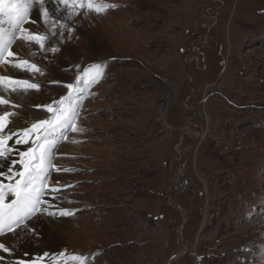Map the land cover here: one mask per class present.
I'll list each match as a JSON object with an SVG mask.
<instances>
[{"label":"rangeland","instance_id":"obj_1","mask_svg":"<svg viewBox=\"0 0 264 264\" xmlns=\"http://www.w3.org/2000/svg\"><path fill=\"white\" fill-rule=\"evenodd\" d=\"M93 5L63 21L74 57L47 39L24 71L27 107L65 97L77 118L50 172L66 228L31 221L22 248L33 237L51 264H264V0ZM32 109L21 122L51 118Z\"/></svg>","mask_w":264,"mask_h":264},{"label":"snow or ice","instance_id":"obj_2","mask_svg":"<svg viewBox=\"0 0 264 264\" xmlns=\"http://www.w3.org/2000/svg\"><path fill=\"white\" fill-rule=\"evenodd\" d=\"M47 3L51 4L53 0H47ZM59 3L69 7L66 16L78 14V12L71 10L73 5L83 6L87 4L89 9L94 8L93 0H59ZM108 7L116 6L105 4L103 7H95L94 10L99 13ZM56 11V9L46 7V0H0V65L10 64L13 68L24 71H39L40 69L35 63L20 58L18 53L13 52L12 46L20 41L18 47L29 49L28 55L32 56L37 51L44 49L48 33L52 32L56 23L59 22L61 29L65 27L63 18H58ZM25 24L37 25V27L26 28ZM71 30L69 25V31ZM55 34L52 32V35ZM56 43L53 41L49 44V49L53 52L58 50L54 46ZM9 57L13 59L9 60ZM95 67L98 68L99 66ZM86 75L87 72H85ZM79 81L80 78L78 77L76 83L78 84ZM5 84H11V82L0 73V87ZM15 84L22 85L25 90H38L39 88V85L29 80H17ZM64 86L69 90L68 95H72L73 83L68 82ZM12 90L15 91V87ZM82 91V88H77L75 96L77 100L80 99ZM15 99L13 97V100ZM64 99L65 97H62L59 102H56L61 105L59 108H53L51 105H36V108H43L51 113V118L37 119L31 124L26 120L21 122L18 119H12L13 116L19 115L12 110L17 106L16 104H12L9 110L0 111V158L7 159L6 164L0 163V168L6 170L0 171V177H5L7 172L19 177L12 183L13 176H8L9 183L6 190L4 180L0 179V235L16 234L17 229L30 227L27 221L38 213L47 212L49 216L56 215L53 212H48L42 205L49 203L44 197L56 191L55 188L49 190L51 170L53 168H56L57 171L61 170L52 163L55 146L59 140L67 139L66 133L68 131H76V108L71 101L67 107H64ZM9 103L10 101L0 95V105ZM9 124L12 127L9 128ZM9 141H12L13 144L31 142L32 147L25 151H17L16 158H7L6 152L12 150ZM17 164L20 165L19 168L16 167ZM60 215L67 216L72 215V213L65 210L61 211ZM0 251L9 252L10 249L6 247L5 243L0 242ZM72 259L80 260V264H83L82 258L72 257Z\"/></svg>","mask_w":264,"mask_h":264},{"label":"bare ground","instance_id":"obj_3","mask_svg":"<svg viewBox=\"0 0 264 264\" xmlns=\"http://www.w3.org/2000/svg\"><path fill=\"white\" fill-rule=\"evenodd\" d=\"M46 2H47V0H46ZM68 11H69V9H62V11H56V16L58 18H63V21H64V20H66V13ZM64 23L66 24V22H64ZM57 24L58 23H56V26L52 29V32H55L56 34L52 35V32L48 33V40H49L48 43H51L53 41L57 42L55 44V46L58 47L57 48L58 50L60 49V47H62L60 50H62L63 53L67 52L68 54H71L74 57V55H73L74 53L70 52V50L68 49L69 47L66 48L65 46H62L63 40H62L61 36L64 35V33L62 32L63 29H61L60 26H58ZM25 27L26 28H36L37 25L25 24ZM45 27H47V25H45ZM61 33H62V35H61ZM19 44H20V41H17L15 44H13L12 51L18 53L19 57H20V54H22V55L26 56L29 60L30 59L34 60L35 57H36V54L34 56L28 55L29 49L20 48V47H18ZM33 47H35V46H33ZM12 59H13L12 57H9V60H12ZM0 73H2L5 77H7L8 80L11 82V84H5L3 87H0V95H3L5 99L10 101L9 104L0 105V111L9 110L12 104H16L17 105L15 108H12V110L15 111L16 113H19V114L22 113V115L24 114V112H27V109H32V107H27L23 103V99H24L25 94H26V93H23L21 91V88L23 86L15 84V81L22 80V78H24L25 80H29L30 79V78L26 77L24 70H21L19 68H13L10 64H3V65H0ZM23 75H25V76H23ZM13 87H15V89H16L15 91L12 90ZM13 97H15L16 99L13 100ZM17 101H18V103H17ZM48 103H50V102H48ZM37 105H42V104L37 103ZM31 112H39L41 114H48V112L45 109H43V108H40V109L34 108V109L31 110ZM12 119H18V120L21 121V119L18 116H13ZM8 127L10 128V127H12V125L9 124ZM5 132H7V129H5ZM13 140H15V137H13ZM9 144L12 145V150H13V154H14V157H10V158H16L17 151H22L24 146L26 145L25 143L13 144L12 141H9ZM67 147H68V144H65V145L61 146V148L58 150L59 153H61V154L64 153ZM62 156H64V154H62ZM60 158H61V156H60ZM0 163L6 164L7 161L5 160V158H0ZM16 167L19 168L20 165L17 164ZM0 171H6V170L4 168H0ZM8 176H13V174L11 172H7L5 177H0V179L4 180L5 185H8V183H9V181L7 179ZM17 177L18 176H13L12 183L15 182ZM58 180H59L58 178H53L52 177L51 180H50V184L56 183ZM54 196L55 195H54V192H53L52 194L46 195L44 197V199L46 201H48L49 203H46L47 206H45V207L42 205V207L46 208L48 210V212H53V213L56 212L54 210L53 206L52 207H50V206L48 207V204H50V203L53 204L54 203V200H53ZM35 217H37V221H36ZM35 217H33L31 220L27 221V224H29L31 221H34L36 224L41 225L42 229H44L45 231L49 230L50 228H56L58 230H61L63 227H65V224H67L66 220H63V219L61 221L62 223H59V222L57 223L54 220V217L53 216H49L47 214V212H43L42 214L38 213ZM25 229H26V227H22L20 229H17L16 230V234L6 233L4 235H0V242L5 243L6 247H8L10 249L9 252L0 251V264H8V263H10V264H12V263H14V264H27L28 263V262L21 263V261L13 262L16 258H18V260H23V261L26 260V259H28L27 261L31 260L29 262V264H51V262H50L51 259L48 258V256L50 254L45 253V250H42L39 247L35 246L34 242H32L33 241L32 240L33 237L29 238V236H27V239H25V241H24V247L22 248L21 243H23L22 239H23V235L25 233ZM18 250H22L23 252L22 253H17ZM1 253H3L4 256H1Z\"/></svg>","mask_w":264,"mask_h":264},{"label":"water","instance_id":"obj_4","mask_svg":"<svg viewBox=\"0 0 264 264\" xmlns=\"http://www.w3.org/2000/svg\"><path fill=\"white\" fill-rule=\"evenodd\" d=\"M182 254H184V252H183V253H181L180 255H182Z\"/></svg>","mask_w":264,"mask_h":264},{"label":"built area","instance_id":"obj_5","mask_svg":"<svg viewBox=\"0 0 264 264\" xmlns=\"http://www.w3.org/2000/svg\"><path fill=\"white\" fill-rule=\"evenodd\" d=\"M169 105V103H167Z\"/></svg>","mask_w":264,"mask_h":264}]
</instances>
